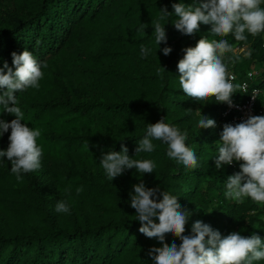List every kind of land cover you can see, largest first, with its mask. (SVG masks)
<instances>
[{"label":"trees","instance_id":"1","mask_svg":"<svg viewBox=\"0 0 264 264\" xmlns=\"http://www.w3.org/2000/svg\"><path fill=\"white\" fill-rule=\"evenodd\" d=\"M201 2L0 0V68L13 67L11 54L27 50L43 71L38 88L16 93L22 123L41 133V166L18 180L7 158L0 157V264H153L148 252L161 244L138 231L141 225L130 207L133 186L141 182L177 197L181 210L190 213L183 235H192L199 220L222 238L237 232L264 241V205L250 199L236 203L224 195L239 163L215 169L223 126L238 124L233 112L224 117L225 104L214 98L198 103L179 85L183 50L200 39H222L210 33V25H200L191 36L173 27V4ZM161 9L173 15L160 21L166 43L156 45L153 22ZM141 24L147 25L144 31H138ZM245 35L246 41L223 37L233 46L224 62L239 80L258 71L256 109L264 116V32ZM141 45L150 50L147 57ZM165 47L172 49L168 56L162 53ZM233 98L243 99L239 89ZM198 110L215 127L199 129ZM13 119L0 106V120ZM162 119L188 133L185 143L196 154L195 168L177 166L159 140H152L154 151L135 153L148 125ZM10 133L0 135V151L7 150ZM122 145L130 158L151 160L153 173L129 169L108 180L100 160L119 153ZM58 201H66L68 213L55 211ZM173 242L181 243L165 237L169 246Z\"/></svg>","mask_w":264,"mask_h":264},{"label":"clouds","instance_id":"2","mask_svg":"<svg viewBox=\"0 0 264 264\" xmlns=\"http://www.w3.org/2000/svg\"><path fill=\"white\" fill-rule=\"evenodd\" d=\"M262 3L264 0H203L198 6L172 5L173 14L177 17L172 25L182 35L191 36L199 31L200 25H210V33L222 37L211 41L200 39L194 48L183 50L185 54L177 69L179 85L186 97L198 103L214 98L216 103L233 106L232 97L240 85L232 82L234 77L227 71L224 57L233 51V46L223 37L232 35L236 41H246L245 33L255 37L264 32ZM160 12V18L153 22L156 45L166 43L165 27L160 21L173 15L166 9ZM146 27L141 24L138 31H144ZM171 51L170 47L162 49L164 56ZM140 52L142 57H147L150 50L141 45ZM11 55L13 67L5 63L0 68V89H5L0 94V106L15 119L10 123L0 120V135L11 129L7 150L0 151V157L7 158L11 173L19 180L22 174L40 168L42 148L37 145L40 131L22 123L24 114L16 106V93L38 88L43 71L30 51ZM199 115V129L215 127L214 120L202 116L200 111ZM187 138L186 131L182 133L162 119L148 125L146 136L138 142L135 153L154 151L152 140H159L167 145L166 155L177 166L195 168L196 154L186 146ZM219 143L215 169L239 163V171L227 178L225 198L241 204L250 199L255 204L264 205V116H250L235 126L225 124ZM127 153L128 149L122 145L119 153L109 152L102 156L100 166L108 180L112 181L129 169L141 174L153 173L155 165L151 160H135ZM81 191L82 187L76 189L77 194ZM133 192L130 194V207L135 210L136 221L141 225L138 231L161 244V247H153L148 252L153 264H254L264 260V241L258 235L245 237L233 232L222 238L218 231L199 220L192 224V235H183L190 213L181 210L177 197L161 191L159 187L146 188L142 182L133 186ZM55 211L68 213L69 206L66 201H58ZM167 235L179 239V246L175 242L170 246L165 243Z\"/></svg>","mask_w":264,"mask_h":264},{"label":"built area","instance_id":"3","mask_svg":"<svg viewBox=\"0 0 264 264\" xmlns=\"http://www.w3.org/2000/svg\"><path fill=\"white\" fill-rule=\"evenodd\" d=\"M229 75L234 77L232 81L234 84L240 85L239 92L243 99L236 101L232 97L233 106L229 107L225 104L226 109L223 112V116L225 117L233 112V120L238 123L246 121L250 116H261V112H258L256 109V99L261 91L253 86V81L258 75V71H249L242 80H239L234 73L229 72Z\"/></svg>","mask_w":264,"mask_h":264}]
</instances>
